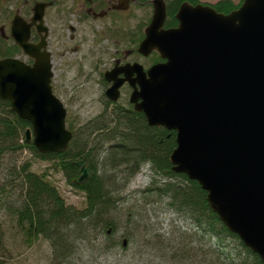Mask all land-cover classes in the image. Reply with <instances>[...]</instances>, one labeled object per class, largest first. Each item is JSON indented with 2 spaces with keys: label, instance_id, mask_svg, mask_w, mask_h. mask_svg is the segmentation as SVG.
<instances>
[{
  "label": "water",
  "instance_id": "1",
  "mask_svg": "<svg viewBox=\"0 0 264 264\" xmlns=\"http://www.w3.org/2000/svg\"><path fill=\"white\" fill-rule=\"evenodd\" d=\"M120 0L124 10L131 2ZM153 15L138 52H157L163 62L145 71L126 65L107 75V96L117 102L120 88L133 89L130 102L150 127L177 134L173 172L198 182L226 227L264 263V0H244L230 14L212 5L184 3L178 26L165 28L166 1L153 0ZM38 3L31 22L16 15L11 37L32 64L0 59V99L31 123L26 136L42 155L66 152L73 139L67 110L53 92L46 9ZM41 35L31 43V28ZM125 79L118 80L119 74ZM77 184L89 178L85 161Z\"/></svg>",
  "mask_w": 264,
  "mask_h": 264
},
{
  "label": "trees",
  "instance_id": "2",
  "mask_svg": "<svg viewBox=\"0 0 264 264\" xmlns=\"http://www.w3.org/2000/svg\"><path fill=\"white\" fill-rule=\"evenodd\" d=\"M165 1L166 29L178 26L176 16L184 3L193 6L202 3L201 0ZM243 1L221 0L212 6L218 13L230 14ZM136 3L153 8V0H137ZM28 11L30 15L31 8ZM9 12L1 5L0 21L5 20L8 24L14 16V11ZM151 18L138 25L136 47L144 39ZM22 54V49L12 39L6 41L0 36V59ZM150 59L151 65L162 61L157 52ZM124 107L123 103H118L111 110L108 103L99 115L84 123L68 116L67 128L73 133L69 149L62 154L42 155L32 142L27 141L26 133L31 129V123L14 113L10 102L0 99V196L5 197L6 207L16 194L10 209L24 242L30 247L40 239L48 241L52 248L50 264H77L80 244L89 242V234L104 237L106 250L119 245L125 249L117 237L121 227L126 229L123 236L128 242L139 229L138 224H134L136 209H129L126 216L119 210L124 201L122 193L148 166L151 187L141 192L167 200L169 211L191 225L187 228L189 232H182L181 236L183 240L189 238L201 246L208 244L209 253L214 257L210 264H264L212 211L208 194L201 185L184 174L173 172L170 157L177 148L176 132L164 127H150L143 113L135 112L134 116H129L127 110L124 114ZM24 152L51 164L54 172L62 174L66 183L82 194L85 206L80 209L67 205L48 169L36 173L33 161L19 159ZM79 161L86 162L89 178L77 184L81 167L75 163ZM5 231L0 220V264H6L11 256ZM157 237L155 244L163 251L171 249L173 253L168 254L173 260L182 262L192 255L185 247L179 248L181 243L178 247L167 246Z\"/></svg>",
  "mask_w": 264,
  "mask_h": 264
},
{
  "label": "rangeland",
  "instance_id": "3",
  "mask_svg": "<svg viewBox=\"0 0 264 264\" xmlns=\"http://www.w3.org/2000/svg\"><path fill=\"white\" fill-rule=\"evenodd\" d=\"M221 0H201L203 4L215 5ZM235 3H239L240 0H232ZM5 10L14 11L15 14H21L22 10H25V3H0ZM31 8L27 6L26 10ZM134 25L135 31L138 25L148 20L153 15V8L138 6L134 3ZM50 14L53 15V12ZM49 15V19L52 17ZM1 17V13H0ZM5 20L0 21V29L6 24ZM9 25H6L8 31ZM83 54V53H82ZM73 65L75 61H79L81 53L71 56ZM25 59V57H21ZM63 75L67 76L68 84L64 86L63 90L67 91V97L71 93L72 98L63 97L57 95L64 103L67 110V117L78 119L80 123H84L87 120L99 115L104 109L103 104L100 102L101 93L97 84L93 82L84 83L82 74L78 77L76 70L72 68L62 69ZM60 75V71L56 73ZM59 83H64L63 80L57 78ZM84 83V84H83ZM83 84V85H82ZM124 103V102H120ZM21 160L33 161V171L36 173H42L46 169L49 170L51 180L58 187L62 197L67 205L74 206L82 209L85 206V198L82 194H78L68 183H66L65 177L52 170L51 164L42 162L38 159H34V156L30 152H24L19 155ZM150 171L148 166H145L141 172L131 180L128 187L122 193L124 201L122 206H119L121 213L125 215L130 209H136L137 218L134 219L138 224L139 232L135 235L133 240L128 242L125 238V228L120 229L117 234L118 240L122 245L117 246L115 249L106 250L107 243L105 238L100 235L90 236L89 242L81 243L78 255L77 264H210L214 261V257L209 253V245L205 244L201 246L197 241L191 239L183 240L181 234L187 231V228H191V225L187 221L177 218V216L169 211L166 206L167 200L158 197H150L147 192H141L148 189L151 184ZM16 196V194H15ZM13 196L9 200L5 207V197L0 196V220L4 224L6 245L10 250V260L6 264H50L52 259V248L48 241L40 239L33 246H28L24 242V237L21 232L16 228L15 216L11 212L16 197ZM116 214V213H115ZM126 218V217H125ZM189 232V231H187ZM157 238L164 241L167 246L178 247L181 243L187 251L192 255H188V259L182 262L173 260V253L170 249L162 250L156 244L154 239ZM79 244V243H78ZM180 244V245H181ZM165 253V254H164ZM167 254V255H166Z\"/></svg>",
  "mask_w": 264,
  "mask_h": 264
},
{
  "label": "flooded vegetation",
  "instance_id": "4",
  "mask_svg": "<svg viewBox=\"0 0 264 264\" xmlns=\"http://www.w3.org/2000/svg\"><path fill=\"white\" fill-rule=\"evenodd\" d=\"M0 3H25V10H22L21 14L14 13L9 23L0 29V36L6 41L13 40L11 23L16 15H20L30 23L36 4L53 3L46 9L45 25L49 29L47 44L48 51L52 55L54 72L52 86L56 96L63 97L65 95L67 97V91H64L63 88L68 84V80L67 76L63 75L62 69L72 68L76 70L78 77L82 74L84 83L97 84L101 93L100 102L104 106L103 109L109 103L111 110H114V105L122 101L125 106L124 114L127 110L129 116L135 115V107L130 102L133 91L130 84L124 82L120 88L119 100L113 102L107 96V91L115 82L109 81L107 75L112 76L115 69L126 65L138 63L147 71L159 63L151 65L150 58L154 53L144 57L138 52L140 44L136 47L132 9L136 1L131 2L127 10L121 8L123 2L120 0H0ZM28 5L31 6L30 15H28L29 9L26 10ZM51 12L53 15L50 14ZM48 13L52 16L50 19ZM9 24L8 31H6V25ZM40 42L41 35L33 26L31 28V43L39 44ZM79 53H81V58L79 61L76 60L73 65L71 56H76ZM22 56L24 53L16 58ZM25 59L28 63L32 60L28 57ZM58 71H60V75L57 76ZM57 78L65 81V84L59 83ZM123 79H125V74H119L118 80ZM71 98L70 93L68 100Z\"/></svg>",
  "mask_w": 264,
  "mask_h": 264
}]
</instances>
